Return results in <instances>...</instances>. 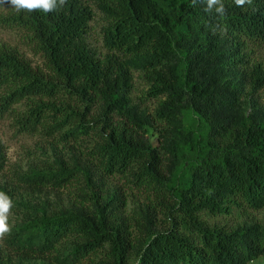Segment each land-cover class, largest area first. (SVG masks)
<instances>
[{"label": "trees", "instance_id": "16d2710c", "mask_svg": "<svg viewBox=\"0 0 264 264\" xmlns=\"http://www.w3.org/2000/svg\"><path fill=\"white\" fill-rule=\"evenodd\" d=\"M222 3L223 16L215 6L205 11L206 0H65L49 13L0 0L11 7L0 24L44 58V70L35 69L0 46V113L22 131L93 140L70 165L60 159L21 175L36 189L73 187L81 201L17 223L6 240L14 256L0 255V264H248L264 256V223L229 229L202 219L264 206V109L256 101L264 64L245 51L264 41V0ZM91 5L104 20L101 56L87 41ZM135 69L146 94L160 99L156 147L151 117L129 98ZM113 176L151 201L165 199L164 215L180 217L154 227L146 208L131 224L106 183Z\"/></svg>", "mask_w": 264, "mask_h": 264}, {"label": "rangeland", "instance_id": "374dc122", "mask_svg": "<svg viewBox=\"0 0 264 264\" xmlns=\"http://www.w3.org/2000/svg\"><path fill=\"white\" fill-rule=\"evenodd\" d=\"M91 7L93 17L89 22L87 41L101 56L106 52L102 42L104 20L98 10L93 5ZM10 8L9 5L0 4V16L7 14ZM0 46L14 50L33 68L44 70V58L27 36L18 29L0 24ZM245 51L252 61L264 64V41L248 43ZM132 74V86L129 93L131 104L151 117L153 126L149 128L147 137L153 146H159L158 128L161 125L154 117L160 99L146 94L148 85L139 70H133ZM256 101L264 109V88L258 92ZM249 111L250 109H248ZM86 137H83L82 142L75 143L69 136L59 138L57 134L50 135L44 131H22L14 124L9 114L0 113V144L4 155V165L0 169V191L5 192L13 200V207L10 208L8 214L9 231L0 236V255L14 256L6 240L17 223L36 213L42 211L49 213L57 209L75 206L81 201L78 190L73 187L36 189L31 185H26L20 180V177L29 174L32 170L41 171L55 168L56 161L60 159L70 165L75 157L85 153V148L90 147L93 143L92 138ZM106 183L121 195L125 202L123 215L126 220L131 219V224L136 219L141 221L145 214L147 215L146 208L152 211L149 215L153 218L154 227L166 228L170 225L168 219L180 217L173 211L168 216L164 215L168 211V208L164 207V203L167 201L157 198L151 201V196L149 198V194L143 190L130 188L127 178L108 177ZM160 200L163 205L154 206ZM202 219L210 225H223L229 229L240 223L263 224L264 206L258 209L235 207L230 214L216 216L203 213ZM100 257L101 255L98 254L95 260ZM38 263L41 262L38 261ZM248 264H264V256H260Z\"/></svg>", "mask_w": 264, "mask_h": 264}, {"label": "clouds", "instance_id": "9594fccd", "mask_svg": "<svg viewBox=\"0 0 264 264\" xmlns=\"http://www.w3.org/2000/svg\"><path fill=\"white\" fill-rule=\"evenodd\" d=\"M7 2L16 10H40L43 13H49L56 9L58 3L63 5L65 0H7ZM246 0H234L237 6H241ZM215 6V8H214ZM215 13L223 16L225 9L222 0H206L205 11ZM13 207V200L3 191H0V236L9 231V210Z\"/></svg>", "mask_w": 264, "mask_h": 264}]
</instances>
